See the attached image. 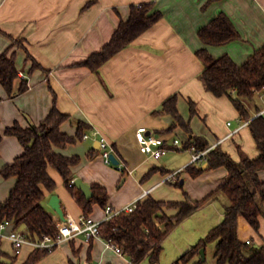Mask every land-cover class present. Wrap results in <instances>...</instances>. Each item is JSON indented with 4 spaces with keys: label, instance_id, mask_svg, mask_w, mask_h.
<instances>
[{
    "label": "crops",
    "instance_id": "0c3cea01",
    "mask_svg": "<svg viewBox=\"0 0 264 264\" xmlns=\"http://www.w3.org/2000/svg\"><path fill=\"white\" fill-rule=\"evenodd\" d=\"M151 1L163 13L155 25L104 63L99 72L81 64L111 39L121 19L130 16L132 4ZM221 12L231 18L241 38L223 45H207L198 31ZM11 45L17 54L19 78L14 96L0 82V133L3 134L0 202L8 198L17 182L16 176L5 177L1 171L24 152L19 138L6 135L5 129L15 122L23 126L39 124L55 105L70 116L62 123L61 130L76 137L75 142L56 150L66 156H79V162L72 167L75 179L79 177L90 185L98 183L105 187L108 204L117 209L147 195L162 201H182L184 190L193 200H202L228 179L225 166L191 176L183 170L192 157L179 167L172 166V152L182 150L170 147L178 134L183 142L197 135L211 146L220 144L237 161L242 159V154L252 159L260 155L249 121L241 120L231 98L215 96L207 89L201 78L204 64L197 51L206 47L216 57L227 53L238 64L247 61L257 49L264 47V0H0V55ZM23 79L27 80L28 88L18 92ZM173 94L178 95V109L189 121L191 131L180 126L169 131L175 118L169 113H154ZM192 102L196 104L195 114H192ZM257 102L262 108L258 114L264 113L263 91L257 95ZM79 122L86 124L84 134L99 129L115 145L117 157L129 172L105 162L97 137L78 138ZM140 126L168 140L169 149L163 157L156 159L141 152L136 137ZM153 168L168 173L159 170L146 177ZM48 171L56 181V188L50 191L43 187V204L55 221L61 217L50 205L53 194L59 196L65 214L82 216L84 210L61 173L53 166ZM181 172L184 188L174 184ZM258 173L264 180V169ZM214 200L223 202L220 217L223 219L227 200L222 194L208 199L193 214ZM262 205L264 209V201ZM167 213L174 215L177 210L167 209ZM90 215L104 221L105 207L95 203ZM260 223L257 232L242 217L241 238L264 244V213L260 215ZM214 226H209L206 234ZM18 229L24 232L25 227ZM173 230L164 241V249ZM205 235L191 237L183 244L172 242V258L176 260ZM0 240L3 251L15 256L11 241L3 236ZM35 248L26 244L14 264H25ZM78 263L132 264V260L127 254L108 248L102 236L87 241L83 235H77L34 264Z\"/></svg>",
    "mask_w": 264,
    "mask_h": 264
},
{
    "label": "trees",
    "instance_id": "16d2710c",
    "mask_svg": "<svg viewBox=\"0 0 264 264\" xmlns=\"http://www.w3.org/2000/svg\"><path fill=\"white\" fill-rule=\"evenodd\" d=\"M162 17L163 13L155 9L153 1L132 4L130 16L125 20L121 19L111 39L81 64L99 72L104 63L129 46ZM198 34L207 45H223L241 38L239 30L224 12L203 25ZM18 42L15 40V43ZM197 55L204 64L201 78L207 89L215 96L227 95L231 98L241 120L249 121L260 155L252 159L242 154V159L237 161L220 144L211 147L203 137L192 135L184 142L182 149L210 148L204 162L209 166L204 168V163L192 162L183 171L197 177L207 170L225 166L229 173L228 179L202 200H193L185 190V199L182 201H162L147 195L138 200L133 211H124L102 221L100 236L121 246L131 258L132 264H159L164 241L171 231L208 199L222 194L227 200L222 221L172 264H207V259L204 260L201 255V249L205 248L206 252L210 243L215 244L216 264H264V244L244 241L240 228L243 217L259 232L260 215L264 213V180L258 173L264 169V113L258 114L262 108L257 102V95L264 92V47L257 49L243 64H238L227 53L216 57L206 47L199 49ZM16 57L13 45L0 55V82L11 96L15 94V84L19 78ZM27 88L28 82L23 79L18 92ZM177 101V94L169 96L163 102L162 108L154 113H169L175 118L168 128L169 131L179 126L191 131L190 123L181 115ZM191 110L192 114L197 112L194 102ZM69 118L68 114L59 111L55 105L39 124L23 126L15 122L5 129L6 135L19 138L24 152L1 171L5 177L16 176L17 182L8 198L0 202V223L6 219L14 220L15 227L24 226V233L34 241L42 240L45 235L56 236L59 232L53 214L43 204V187L50 191L56 188V181L48 171L49 166L55 167L61 173L86 216L93 211L95 203L106 207L109 202L107 189L98 183L91 184V199L86 197L82 189L72 184L75 179L72 167L79 162L80 157L66 156L56 150L57 147H65L76 141V137L61 130L62 123ZM85 129L86 124L79 122L78 138L83 137ZM2 137L3 134L0 133V140ZM170 147L178 148L175 145ZM159 170L161 168L151 169L146 177ZM161 171L168 173L167 170ZM174 184L184 188L182 172L178 174ZM167 209H176L177 213L169 215ZM51 251L50 248L36 247L25 264H34ZM15 257L3 251L0 240V264H14Z\"/></svg>",
    "mask_w": 264,
    "mask_h": 264
},
{
    "label": "built area",
    "instance_id": "2783aa9c",
    "mask_svg": "<svg viewBox=\"0 0 264 264\" xmlns=\"http://www.w3.org/2000/svg\"><path fill=\"white\" fill-rule=\"evenodd\" d=\"M91 136L98 138L100 144V152L105 162H107L108 164H114L111 159V155L116 154V148L114 144L110 142V140L102 132H100L99 129H95L92 133L84 134L85 138ZM136 137L141 152L147 154L150 157L159 159L163 157V155L169 149V147L166 146L168 140L164 138L162 134L153 132L146 126H140L137 128ZM172 145H175L178 148L182 146L179 138H174L172 140ZM191 150L193 151L191 163H204L207 159L210 148L196 150L193 147ZM115 165L123 171L128 170L127 165L122 163L121 161L119 162V164ZM175 175L176 173L171 174L170 178ZM74 180H72V184H74ZM138 200L140 199H137L130 204H127L126 206L118 209L108 204L105 207L106 219H109L112 216L124 211H133L137 207ZM56 224L59 231L56 236L45 235L42 240L34 241L29 239L22 230L15 227L14 220L6 219L0 223V236L7 237L11 241L13 245V253L15 256H18L22 253L23 248L26 244H32L35 247L50 248L53 250L58 245L69 239H72L77 235H83L87 241L100 236L101 221L95 220L91 215L86 216L85 214H83L79 218H76L71 214H65V218L57 220ZM106 245L108 248L114 249L121 255L126 254L125 250L121 246L117 245L111 240H106Z\"/></svg>",
    "mask_w": 264,
    "mask_h": 264
},
{
    "label": "rangeland",
    "instance_id": "374dc122",
    "mask_svg": "<svg viewBox=\"0 0 264 264\" xmlns=\"http://www.w3.org/2000/svg\"><path fill=\"white\" fill-rule=\"evenodd\" d=\"M181 141V149L183 147L182 136L179 134L175 136ZM193 151L189 149L174 150L172 152V166H181V164L192 157ZM115 166V164H112ZM45 203V202H44ZM222 200H214L209 205L204 206L202 209L197 211L192 217L187 218L184 222L179 224L170 235V239L166 241V248L164 249L161 256V264H171L174 261V252L172 250V242L177 244H183L189 241V238L198 237V235H205L206 230L209 226L216 225L222 219L223 205ZM218 220V221H217ZM215 244L210 243L206 249V259L207 264H216V259L214 257ZM176 253V252H175ZM180 255V254H179ZM176 257V256H175Z\"/></svg>",
    "mask_w": 264,
    "mask_h": 264
},
{
    "label": "water",
    "instance_id": "95a60500",
    "mask_svg": "<svg viewBox=\"0 0 264 264\" xmlns=\"http://www.w3.org/2000/svg\"><path fill=\"white\" fill-rule=\"evenodd\" d=\"M111 159L113 161L114 164H119L120 160L117 157L116 154H112L111 155ZM209 164L205 163L203 164V167L206 168L208 167ZM182 182H184V179H182ZM74 184L79 187L80 189H82V191L84 192V194L86 195V197L88 199H91L93 196V190L90 184H88L87 182H85L82 178H76L74 180ZM50 205L58 212V214L60 215V217L63 219L65 218V212L61 206V201L60 198L57 194H53L50 198ZM201 255L203 257V259H206V252H205V248L201 249ZM80 264V263H78Z\"/></svg>",
    "mask_w": 264,
    "mask_h": 264
}]
</instances>
